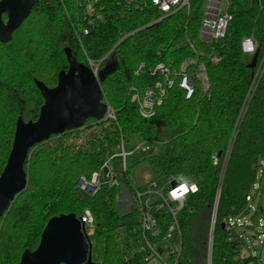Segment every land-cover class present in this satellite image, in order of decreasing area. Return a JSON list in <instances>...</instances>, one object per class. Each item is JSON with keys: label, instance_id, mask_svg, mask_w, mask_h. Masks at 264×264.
Returning <instances> with one entry per match:
<instances>
[{"label": "trees", "instance_id": "trees-1", "mask_svg": "<svg viewBox=\"0 0 264 264\" xmlns=\"http://www.w3.org/2000/svg\"><path fill=\"white\" fill-rule=\"evenodd\" d=\"M138 1L148 3L142 8L111 4L101 25L80 35L81 8L75 1L36 0L12 40L0 41V175L18 116L36 120L44 103L35 79L48 87L57 85L59 72L68 69L66 47L88 66L110 51L119 63L101 84L112 107L110 118H89L83 127L52 135L33 148L25 162L28 186L0 217V264H19L25 250L34 251L51 217L69 213L79 217L85 209L94 215V228L85 231L94 261L146 264L138 232L141 207L121 213L116 204L120 186H104L94 195L75 186L81 175L91 176L117 153L122 140L133 147L132 142L143 141L159 145L156 153L142 159L152 167L155 179L165 176L198 186L178 215L182 264H206L212 210L220 188L212 263L227 264L224 256L232 252V245L223 220L244 209L258 161L264 159V76L250 96L256 65L250 66L254 56L245 55L240 47L243 37L254 36L259 56L263 54L264 7L254 0H232L233 20L226 36L204 42L199 31L206 0H190L189 6L165 17L149 0ZM193 58L205 64L209 87L203 90L196 81L188 98L179 71L183 62ZM160 62L168 65L174 83L155 114L143 118L131 101L133 88L144 93L164 81L162 73H153ZM128 185L133 192V183ZM163 220L168 223L165 214Z\"/></svg>", "mask_w": 264, "mask_h": 264}, {"label": "built area", "instance_id": "built-area-1", "mask_svg": "<svg viewBox=\"0 0 264 264\" xmlns=\"http://www.w3.org/2000/svg\"><path fill=\"white\" fill-rule=\"evenodd\" d=\"M81 8L79 15L78 34H89L105 20L106 12L111 4L117 3L124 8H142L148 2L140 3L138 0H73ZM260 7H264V0H254ZM161 14L168 16L175 11L189 6L190 0H149ZM225 4V8H223ZM232 0H206L203 18L200 26L199 36L204 42H211L226 36L229 26L233 20ZM242 52L247 56H257L256 70L253 83L250 88V96L256 90L260 80L264 76V52L259 56L260 45L254 36H245L240 42ZM212 60L217 61V57ZM191 65L198 67L191 71ZM103 66L101 60L91 62L90 67L97 73ZM141 67V66H139ZM160 72L164 75V81H157L154 86L149 87L140 93L134 89L131 101L138 106L139 114L143 118L152 117L156 108L162 104L164 97L174 80L171 78V70L166 63L160 62L154 69V74ZM179 75H181L180 86L187 91L189 98L195 91V82L198 81L203 90L209 87V80L204 63H198L197 59H188L182 63ZM248 95V99L250 97ZM113 115L112 110L108 118ZM150 141L138 143L137 150L147 151L150 149ZM126 143L121 141L120 150L105 160L102 165L94 170L91 176L81 175L76 181V188L80 191L94 195L102 187H121L119 176L114 172L111 162L116 157H121L124 172L127 171ZM219 158L214 155L213 163L217 164ZM146 187V188H145ZM142 188L134 186L129 198L130 209L138 205L142 209L141 223L138 229L141 237V250L145 253L146 264H182L180 261L182 253V230L178 215L184 206L189 194L195 193L198 186L184 180L169 178L162 186L155 180ZM264 192V159H259L258 169L250 191L246 194V205L244 208L254 212L251 220L240 216L230 215L223 220V227L227 234V241L232 245V252L224 256L227 264H264L260 255H254L248 246L247 241H252L254 246L264 244V207L260 201ZM220 188L217 191L213 219L210 227V236L207 248V264H213V241L214 230L218 214V203ZM258 199V200H257ZM258 201V202H257ZM133 204V205H132ZM167 216L168 223L165 224L163 215ZM83 224L85 231L94 228V215L90 209H85L78 217ZM256 228V230L254 228ZM166 244V245H165Z\"/></svg>", "mask_w": 264, "mask_h": 264}, {"label": "water", "instance_id": "water-1", "mask_svg": "<svg viewBox=\"0 0 264 264\" xmlns=\"http://www.w3.org/2000/svg\"><path fill=\"white\" fill-rule=\"evenodd\" d=\"M35 2L0 0L1 42L12 40L13 33L29 17ZM65 54L68 69L59 72L56 86L48 87L35 79L44 98L38 118L25 121L18 116L11 151L0 175V217L10 209L16 195L27 188L29 180L25 162L38 143L66 130L81 128L89 118L101 121L110 114L111 106L104 98L101 84L118 68L116 54L107 53L101 59L104 65L97 73L80 62L69 47L65 48ZM256 58L250 63L251 67L256 65ZM19 264L104 263L93 260L82 222L74 213H69L48 220L38 247L34 251L25 250Z\"/></svg>", "mask_w": 264, "mask_h": 264}, {"label": "rangeland", "instance_id": "rangeland-1", "mask_svg": "<svg viewBox=\"0 0 264 264\" xmlns=\"http://www.w3.org/2000/svg\"><path fill=\"white\" fill-rule=\"evenodd\" d=\"M223 8H225V4H223ZM105 100L108 101L106 98ZM132 143L134 144V147L131 143H126V150L127 152L130 153L129 156L127 157V168H128L127 173H125L123 170V167H122L123 159L121 157H116L111 162V166L114 169V172L119 176L120 181H121V192L117 197V203H116L118 210L121 213H124L130 209L129 198L131 197L130 195L131 190L128 185L129 181H131L136 188H139V189L142 188L143 190V188L153 180L157 181L160 186L166 184L169 180V177H165V176L159 179H155V174H154L152 167L149 165L147 161L142 160L148 154L156 153L159 150V145L151 144L149 150L143 151V150H137L136 143L135 142H132ZM260 203L264 207V192L262 193V198H261ZM213 210H214V205H213ZM213 210H212V217H213ZM253 214L254 212L252 210H248L244 208L243 210L238 212L236 216H240L241 218L251 220ZM254 229L256 230V228ZM247 246L249 250L252 253H254V255H260L261 259L264 262V244L263 245L259 244L257 246H254V243L252 241L251 242L247 241ZM207 248H208V245H207ZM206 264H207V258H206Z\"/></svg>", "mask_w": 264, "mask_h": 264}]
</instances>
